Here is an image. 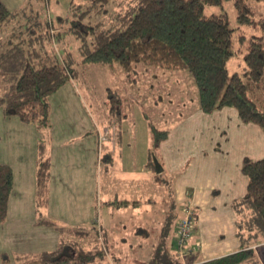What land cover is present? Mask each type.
I'll return each mask as SVG.
<instances>
[{
	"label": "rangeland",
	"instance_id": "1",
	"mask_svg": "<svg viewBox=\"0 0 264 264\" xmlns=\"http://www.w3.org/2000/svg\"><path fill=\"white\" fill-rule=\"evenodd\" d=\"M4 1L10 9H16L26 0ZM81 1L41 0L40 3L55 18L68 16L72 3ZM111 1L126 4L129 0ZM247 3L254 14L250 23L244 25L236 20L233 0H222L203 9L205 15L225 13L234 29V55L226 64L228 76L245 71L243 55L249 40L264 38V0ZM106 9L110 11V4ZM61 45L76 57L72 65L76 74L51 95L48 125L6 118L0 110V163L10 165L14 172L8 214L0 223V264H18L17 256L52 247L57 238L52 231L70 227L50 218L43 207L47 202V188L41 199L36 198V205L41 207L34 212L35 169L44 163L50 166L60 162L56 173L50 172L52 166L48 171L58 178L60 174L64 177V170L72 165V180L59 179L74 193L72 198L78 200L76 186H80V173L77 174L75 163L79 165L81 158L83 168L86 162L90 168L93 158L95 161L111 154L125 168L139 170L151 152L152 158L158 157L163 162L162 175L167 184L173 178L184 191L191 193L183 198L181 213L186 205L196 210L189 240L197 248L199 244L192 255L199 261L196 263L236 251L239 241L235 235L236 213L232 203L244 195L247 185V177L241 172L244 159L264 156V128L242 122L233 107L210 113L201 111L197 86L187 70L138 64L135 73L128 76L117 63L83 64L78 42L70 34L63 35ZM56 46L63 51L58 43ZM112 96L119 98L115 105L111 103ZM118 105L122 106L124 117L120 127L122 141L115 143L118 127L109 110ZM152 128L167 131L155 150L149 146ZM113 144L116 153L111 152ZM93 164L92 179L97 175V164ZM56 181L52 180V188ZM69 206L66 213L73 214L79 208L73 200ZM35 217L46 221H39L38 226ZM251 248L259 264H264V239Z\"/></svg>",
	"mask_w": 264,
	"mask_h": 264
},
{
	"label": "trees",
	"instance_id": "2",
	"mask_svg": "<svg viewBox=\"0 0 264 264\" xmlns=\"http://www.w3.org/2000/svg\"><path fill=\"white\" fill-rule=\"evenodd\" d=\"M40 1L26 0L22 6L10 9L0 0V110L6 118L48 125L51 95L76 74L72 67L76 57L61 45L63 35L70 34L78 42L85 65L117 63L128 76L135 73L138 64L187 70L197 86L201 111L210 113L233 107L242 122L264 128V38L249 40L243 55L245 71L228 76L226 64L234 55V29L225 13L203 12L205 6L222 0H129L126 4L82 0L80 4L72 3L68 16L55 18ZM247 1L233 0L236 20L241 25L250 23L254 14ZM109 4L110 11L106 9ZM111 98L114 105L119 101ZM122 113L120 105L109 110L118 127L116 143L120 141ZM166 134V130L152 128V150L159 147ZM107 158H100L103 166ZM147 165L155 172L151 152ZM49 167L44 163L35 169L38 200L48 188ZM241 172L248 180L245 193L232 203L239 248L202 264H259L251 246L264 239V156L256 160L245 158ZM155 175L158 177L162 172ZM13 189V169L0 163V223L7 217ZM190 209L195 217L196 210ZM183 215L184 210L178 220ZM58 230L60 239L54 249L19 255L18 264L108 261L107 247L100 239L101 228L93 223ZM189 240L187 245L195 247ZM175 254L176 259L164 264H182L181 257Z\"/></svg>",
	"mask_w": 264,
	"mask_h": 264
},
{
	"label": "crops",
	"instance_id": "3",
	"mask_svg": "<svg viewBox=\"0 0 264 264\" xmlns=\"http://www.w3.org/2000/svg\"><path fill=\"white\" fill-rule=\"evenodd\" d=\"M120 140L122 141L121 133ZM111 152L116 153L115 144ZM112 155H107L108 158L103 161L105 166L98 158L95 161L92 159L90 168L88 162L83 168L81 158L79 165L75 163L77 174L80 173V186L75 185L78 200L72 198L74 193L59 179L72 180V165L64 170V177L60 174V177L55 178L52 174L59 170L60 162L52 163L47 202L43 206L46 207L49 217L61 221L64 227L93 223L101 228L100 239L107 247L108 261L105 264H164L176 259L178 256L173 246L174 226L182 215L183 198L189 197L191 193L184 191L178 180L171 178L167 184L163 175L156 177L147 165L148 157L137 170L134 167L125 168ZM83 159L88 161L87 157ZM157 159L162 165L163 162L158 157ZM93 163L97 164V175L94 179ZM53 179L57 180L54 188L51 187ZM35 200L34 192V212L41 207L36 205ZM72 200L78 203L79 208L73 214L66 213ZM41 220L46 221L44 218L39 220L35 217V224L39 226ZM56 231H52L57 236L52 247L34 253L54 249L60 239V233ZM193 253L195 252L187 254L179 261L199 262L192 258Z\"/></svg>",
	"mask_w": 264,
	"mask_h": 264
},
{
	"label": "built area",
	"instance_id": "4",
	"mask_svg": "<svg viewBox=\"0 0 264 264\" xmlns=\"http://www.w3.org/2000/svg\"><path fill=\"white\" fill-rule=\"evenodd\" d=\"M108 129H106L107 131ZM193 213L188 205L184 207V215L178 220L175 225L174 249L179 257L183 258L186 254L192 253L196 250L195 247L187 245L190 235L192 233ZM182 264H201V263H185Z\"/></svg>",
	"mask_w": 264,
	"mask_h": 264
},
{
	"label": "water",
	"instance_id": "5",
	"mask_svg": "<svg viewBox=\"0 0 264 264\" xmlns=\"http://www.w3.org/2000/svg\"><path fill=\"white\" fill-rule=\"evenodd\" d=\"M153 164H154V168L156 173H161L162 172V167L160 162H158V160L153 156Z\"/></svg>",
	"mask_w": 264,
	"mask_h": 264
}]
</instances>
